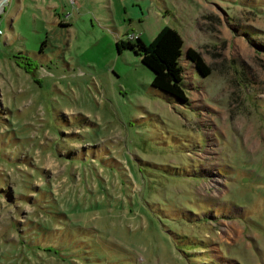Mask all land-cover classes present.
Listing matches in <instances>:
<instances>
[{"label": "rangeland", "instance_id": "374dc122", "mask_svg": "<svg viewBox=\"0 0 264 264\" xmlns=\"http://www.w3.org/2000/svg\"><path fill=\"white\" fill-rule=\"evenodd\" d=\"M0 7V264H264V0ZM164 24L185 102L115 48Z\"/></svg>", "mask_w": 264, "mask_h": 264}, {"label": "trees", "instance_id": "16d2710c", "mask_svg": "<svg viewBox=\"0 0 264 264\" xmlns=\"http://www.w3.org/2000/svg\"><path fill=\"white\" fill-rule=\"evenodd\" d=\"M114 44L117 52L126 48L139 56L140 63L151 71L150 85L155 89L182 102L187 100L182 85L183 69L179 62L183 39L177 29L165 24L147 43L137 35L134 39L116 40ZM186 56L198 74L204 76L209 73L198 51L188 48Z\"/></svg>", "mask_w": 264, "mask_h": 264}, {"label": "crops", "instance_id": "0c3cea01", "mask_svg": "<svg viewBox=\"0 0 264 264\" xmlns=\"http://www.w3.org/2000/svg\"><path fill=\"white\" fill-rule=\"evenodd\" d=\"M165 25V24H164ZM158 31V30H157ZM156 34V33H155ZM133 35H138L139 37H140V33L139 32H137V33H133ZM181 35V34H180ZM154 36V35H153ZM181 37H182V35H181ZM122 39V38H121ZM182 39H183V37H182ZM183 43H184V39H183ZM187 51V50H186ZM186 51L185 52H183L182 51V55H183V57L185 58V59H183V60H186V61H189L188 60V58H187V56H186ZM136 55V54H135ZM182 55H181V57H182ZM138 56V55H137ZM181 57H180V59H181ZM180 59H179V62H180ZM140 62V61H139ZM141 64V63H140ZM142 65V64H141ZM191 65H192V63H191ZM145 67V66H144Z\"/></svg>", "mask_w": 264, "mask_h": 264}, {"label": "water", "instance_id": "95a60500", "mask_svg": "<svg viewBox=\"0 0 264 264\" xmlns=\"http://www.w3.org/2000/svg\"><path fill=\"white\" fill-rule=\"evenodd\" d=\"M4 2V0H0V6H1V4Z\"/></svg>", "mask_w": 264, "mask_h": 264}, {"label": "built area", "instance_id": "2783aa9c", "mask_svg": "<svg viewBox=\"0 0 264 264\" xmlns=\"http://www.w3.org/2000/svg\"><path fill=\"white\" fill-rule=\"evenodd\" d=\"M134 36H136V35H133L132 37H134Z\"/></svg>", "mask_w": 264, "mask_h": 264}, {"label": "bare ground", "instance_id": "6f19581e", "mask_svg": "<svg viewBox=\"0 0 264 264\" xmlns=\"http://www.w3.org/2000/svg\"><path fill=\"white\" fill-rule=\"evenodd\" d=\"M0 8H1V7H0ZM134 37H136V36H134ZM134 37H133V38H134Z\"/></svg>", "mask_w": 264, "mask_h": 264}]
</instances>
